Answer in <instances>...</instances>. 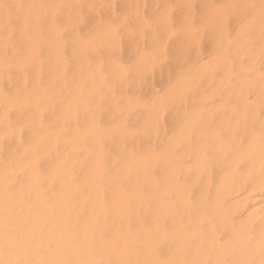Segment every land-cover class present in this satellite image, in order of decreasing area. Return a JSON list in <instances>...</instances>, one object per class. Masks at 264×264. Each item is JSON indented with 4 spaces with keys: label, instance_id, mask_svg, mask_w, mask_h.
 Returning a JSON list of instances; mask_svg holds the SVG:
<instances>
[{
    "label": "rangeland",
    "instance_id": "1",
    "mask_svg": "<svg viewBox=\"0 0 264 264\" xmlns=\"http://www.w3.org/2000/svg\"><path fill=\"white\" fill-rule=\"evenodd\" d=\"M95 2L105 3L106 0ZM181 2L126 0L117 11L120 17H144L151 25L153 19L171 22L177 14L173 6ZM191 2L195 5L192 11L197 22L203 24L212 3L228 0ZM252 2L259 4V0ZM66 3L67 0H0V130L4 131V135L0 131V187H3L0 189L9 195L19 189L23 198L14 208L19 207V211L25 213L22 217L16 209L10 214L12 219L22 217L25 227L31 223L37 225L36 228L50 225L52 233L56 231L57 234H78L84 228V232L92 237L91 249L96 254L99 250L109 253L111 249L115 253L113 247L118 241L117 235L121 237L125 232L126 251L132 253L124 257L121 264H152L159 259L169 260L171 264H253L256 257L251 258L240 249L239 237L243 233L247 237L253 236L246 225V211L229 210L233 208L229 200L235 201L250 179L264 173V50L260 46L264 22L259 13L251 27L245 29L246 34L238 38L240 22L233 21V39L225 35L217 38L210 21L198 33L190 29L181 36L153 25L148 34L138 38L128 34L122 36L118 52L113 51L105 58L95 47L75 46L67 23L71 9ZM141 3L147 7H133ZM87 32V28L82 30V34ZM96 39L106 38L97 36ZM161 48L169 57L185 53L184 70L173 67L158 71L151 84L143 87L129 83L125 69ZM169 88L177 90V100L183 97L186 101L191 99L192 103L186 107L184 122L175 131L165 133L168 144L153 142L160 149L159 154L147 152L141 143L142 139L146 140L141 132L146 119L136 106L137 100L141 96L157 97ZM258 92H261L259 96ZM254 96L257 99H253ZM254 100H259L257 105ZM66 110L70 112L66 114ZM164 148L168 150L164 151ZM243 154H247V159ZM239 158L242 161L237 164ZM249 164L250 168L252 164L258 166L254 165L251 176H248L251 169H246ZM65 166L68 167L65 169ZM60 167L62 171L58 169V172L56 168ZM240 169L243 170L240 172ZM237 177L241 185L237 183ZM245 179L247 182H243ZM220 182L223 185L217 187ZM235 183L237 187L235 185L233 189ZM220 187L226 192L231 188V192L226 193L223 189V193ZM243 222L246 223L243 225ZM210 226L214 228L210 229ZM64 228L66 231H61ZM41 233L43 231L36 230L34 234ZM171 234H174L172 238ZM229 235L233 240L228 238ZM161 248L165 249L163 256L160 255ZM174 248L177 249L176 256ZM113 253L101 257L98 254V260L90 264H119V256ZM146 254L149 258H144Z\"/></svg>",
    "mask_w": 264,
    "mask_h": 264
},
{
    "label": "snow or ice",
    "instance_id": "2",
    "mask_svg": "<svg viewBox=\"0 0 264 264\" xmlns=\"http://www.w3.org/2000/svg\"><path fill=\"white\" fill-rule=\"evenodd\" d=\"M123 2L126 0H106L105 3H97L95 0H67L66 7L71 9L67 23L75 46L77 48L95 47L100 50L102 56L107 58L112 55L113 51L118 52L122 36L128 34L138 38L142 34H148L153 25H158L166 31L181 36L190 29H194L198 33L210 21L217 38L220 35H225L228 39H233L231 33L233 21L240 22L239 31L236 33L237 38L246 34L245 29L251 27L257 12L264 22V0H259L258 5L252 0L214 2L209 7L203 24L197 22L195 13L192 11L195 5L191 0H182L180 4L173 6V10L177 14L171 22L166 19H153L151 25L145 22L144 17L136 18L127 15L120 17L117 9ZM133 7L146 8L147 4L141 3L133 5ZM85 28L88 29V32L82 34V30ZM97 36H104L106 39L98 41ZM260 46L264 50V37L261 39ZM164 53V48L153 51L125 69L129 83L143 87L146 84H151L152 78L158 71L162 72L166 68L170 70L173 67L180 71L184 70L185 53L174 57H169ZM116 58L118 59V56ZM176 96L177 90L169 88L167 92H163L157 97L145 98L141 96L137 100L136 106L142 110V116L146 119V125L141 130L142 137H146V140H141L145 151L159 154L160 149L153 142L163 141L167 145L168 137L165 133L169 130L175 131V128L184 122L186 107L192 101L191 99L186 101L183 97L177 100ZM167 150L168 148H164V151ZM261 184H264V173L261 175ZM247 225L253 236L259 239L260 260L255 264H264V213H261L259 220L249 215ZM228 238L231 239V236L229 235ZM160 255H165L163 249ZM153 264H171V261L160 259Z\"/></svg>",
    "mask_w": 264,
    "mask_h": 264
},
{
    "label": "bare ground",
    "instance_id": "3",
    "mask_svg": "<svg viewBox=\"0 0 264 264\" xmlns=\"http://www.w3.org/2000/svg\"><path fill=\"white\" fill-rule=\"evenodd\" d=\"M27 1V0H26ZM33 1V0H32ZM11 2V1H10ZM31 2V1H30ZM62 2V1H61ZM2 3V2H1ZM7 3V2H6ZM59 3V2H58ZM12 4V3H11ZM16 4V3H15ZM26 4V3H25ZM29 4V3H28ZM4 5V4H3ZM51 6V5H50ZM53 6V5H52ZM59 6V5H58ZM9 7V6H8ZM17 7V6H16ZM55 7V6H54ZM26 8V7H25ZM34 9V8H33ZM33 9H31V10H33ZM55 9V8H54ZM53 9V10H54ZM27 10V9H26ZM51 11V10H50ZM8 12V11H7ZM30 12H32V11H30ZM14 13V12H13ZM46 15V14H45ZM40 16V15H39ZM3 17V16H2ZM29 18V17H28ZM37 18V17H36ZM29 24V23H28ZM23 26V25H22ZM21 27V26H20ZM11 28V27H10ZM47 28V27H46ZM53 28V27H52ZM17 30V29H16ZM22 31V30H21ZM7 32H9V30L7 31ZM9 34L7 33V36H8ZM20 35V34H19ZM5 37V36H4ZM59 40V39H58ZM6 43V42H5ZM1 44V43H0ZM1 46V45H0ZM4 48V47H3ZM23 57V56H22ZM254 59V58H253ZM22 60V59H21ZM26 61V60H25ZM255 61V60H254ZM2 62V61H1ZM22 62V61H21ZM75 67V66H74ZM249 67V66H248ZM243 68H245V67H243ZM246 71V70H245ZM262 72V71H261ZM248 73V72H247ZM259 73V72H258ZM33 74V73H32ZM5 75V74H4ZM56 75V74H55ZM0 76H2V74L0 75ZM6 76V75H5ZM5 76H3V77H5ZM255 77V76H254ZM257 79H258V77H256ZM53 79V78H52ZM255 79V78H254ZM244 80V79H243ZM54 81V80H53ZM247 81V80H246ZM252 81V80H251ZM243 82V81H242ZM253 82V81H252ZM255 83H256V80L254 81ZM246 83V82H245ZM262 83V82H261ZM250 84V83H249ZM245 86H247V85H245ZM251 86V85H250ZM75 87V86H74ZM78 87V86H77ZM253 87V86H252ZM243 89H245V88H243ZM247 89V88H246ZM250 89V88H249ZM261 89H262V87H261ZM80 90H81V88H80ZM243 91V90H242ZM259 93V94H258ZM257 94H258V96L261 94V92H258ZM48 96V95H47ZM243 96V95H242ZM242 96H241V98H242ZM262 97H264L263 95H262ZM17 99V98H16ZM46 99V98H45ZM74 99H76V98H74ZM253 99H257V97H253ZM253 99H251L252 100V102H253ZM13 100V99H12ZM25 100V99H24ZM259 100H262L261 98L259 99ZM259 100H254L255 101V104L257 105V103L259 102ZM18 101H20V99L18 100ZM72 101H73V99H72ZM257 101V102H256ZM1 102V101H0ZM12 102V101H11ZM21 102H23V101H21ZM28 102V101H27ZM263 102V101H262ZM8 103V102H7ZM14 103V102H13ZM16 104H17V102H15ZM83 103V102H82ZM242 103H243V101H242ZM254 103V102H253ZM252 103V104H253ZM4 105V104H3ZM13 105V104H12ZM248 105V104H247ZM254 105V104H253ZM253 105H251V106H253ZM261 105V104H260ZM11 106V105H10ZM9 106V107H10ZM82 107H84L83 105H81ZM241 106V105H240ZM15 107H16V105H15ZM80 107V106H79ZM248 107V106H247ZM255 107V105L253 106V108ZM17 108V107H16ZM7 109V108H6ZM82 109V108H81ZM84 109V108H83ZM2 110V109H1ZM80 110V109H79ZM251 110V109H250ZM61 111L63 112V109H61ZM67 111V110H66ZM65 112V111H64ZM68 112H70V111H67L66 112V114H68ZM39 113V112H38ZM62 113H60V115H61ZM65 114V113H64ZM71 114V113H70ZM81 114V113H80ZM39 115V114H38ZM59 115V116H60ZM85 115V114H84ZM64 116V115H63ZM67 116V115H66ZM70 116H72V115H70ZM74 116V115H73ZM81 116H82V114H81ZM62 117V116H61ZM35 118V117H34ZM33 118V119H34ZM59 118V117H58ZM248 118V117H247ZM246 118V119H247ZM252 118V117H251ZM71 119V118H70ZM250 119V118H249ZM29 120V119H28ZM38 120H39V118H38ZM63 120V119H62ZM61 120V121H62ZM67 120V119H66ZM70 121V120H69ZM239 121H241V120H239ZM59 122V121H58ZM264 122V121H263ZM25 123V122H24ZM29 123V122H28ZM243 123V122H242ZM241 123V124H242ZM252 123V122H251ZM255 123V122H254ZM240 124V123H239ZM21 125H23V124H21ZM24 126V125H23ZM4 127H5V125H4ZM7 127H9V126H7ZM15 127V126H14ZM16 127H17V124H16ZM70 127V126H69ZM236 127V126H235ZM245 127V126H244ZM12 128V127H11ZM20 128V127H19ZM58 128V127H57ZM60 129H61V127H59ZM58 128V129H59ZM95 128V127H94ZM187 128V127H186ZM188 129V128H187ZM190 129V128H189ZM234 129V128H233ZM244 129V128H243ZM6 130H8V133L7 134H9V129L7 128ZM13 130V129H12ZM16 130V129H15ZM85 130V129H84ZM87 130V129H86ZM98 130V129H97ZM2 133L1 134H3V132L4 131H2V129L0 130ZM70 131V130H69ZM103 131V130H102ZM105 131V130H104ZM191 131V130H190ZM99 132V131H98ZM179 132H180V130H179ZM189 132V131H188ZM233 132V131H232ZM264 132V131H263ZM16 133V132H15ZM57 133V132H56ZM178 133V132H177ZM183 133H185V131L183 132ZM183 133H181V134H183ZM187 133V132H186ZM185 133V134H186ZM81 134V132L79 133V135ZM98 134V133H97ZM180 133H179V135H181ZM188 134V133H187ZM186 134V136H188ZM4 135V134H3ZM102 135V134H101ZM178 135V136H179ZM57 136V135H56ZM99 136H100V134H99ZM173 136V135H172ZM177 136V137H178ZM1 137V136H0ZM5 137H6V135H5ZM54 137V136H53ZM52 137V138H53ZM185 137V136H184ZM183 137V138H184ZM245 137V136H244ZM264 137V136H263ZM171 138V140H173L172 139V137H170ZM169 138V139H170ZM176 137L174 136V139H175ZM182 138V136H180V138L179 139H181ZM78 139V138H77ZM89 139V138H88ZM106 139V138H105ZM178 139V140H179ZM263 139V138H262ZM177 140V141H178ZM99 141V140H98ZM111 141V140H110ZM175 141V140H174ZM180 141V140H179ZM178 141V142H179ZM74 142V141H73ZM181 142V141H180ZM36 143V142H35ZM71 144V143H70ZM219 144V143H218ZM252 144V142L250 143V145ZM27 146V145H26ZM52 146V145H51ZM221 146V145H220ZM33 147H35V146H33ZM64 147V146H63ZM72 147V146H71ZM207 147V146H206ZM205 147V148H206ZM247 147H248V145H247ZM91 148V147H90ZM172 148V147H171ZM251 148V147H250ZM263 148H264V146H263ZM51 149V148H50ZM53 149V148H52ZM70 149V148H69ZM78 149V148H77ZM217 149H219V148H217ZM252 149V148H251ZM251 149H249V150H251ZM46 150V149H45ZM44 150V151H45ZM73 150V149H72ZM230 150V149H229ZM43 151V152H44ZM84 151V150H83ZM92 151V150H91ZM216 151V150H215ZM227 151V150H226ZM237 151V150H236ZM248 151V150H247ZM67 152V151H66ZM97 152H98V150H97ZM169 152H170V150H169ZM235 152V151H234ZM245 152H246V150L244 149V151H243V153L245 154ZM46 153H47V151H46ZM88 153H90V152H88ZM217 153V152H216ZM218 153H219V150H218ZM228 153V152H227ZM248 154H249V152H247ZM251 153V152H250ZM44 154V153H43ZM52 154V153H51ZM221 154V153H220ZM243 154V155H244ZM63 155V154H62ZM218 155V154H217ZM242 155V154H241ZM240 155V156H241ZM256 155V154H255ZM33 156V155H32ZM224 156V155H223ZM245 156V155H244ZM244 156H243V158L242 159H247V154H246V156H245V158H244ZM39 157V156H38ZM52 157V156H51ZM91 157V156H90ZM89 157V158H90ZM153 157V156H152ZM236 157V156H235ZM31 158V157H30ZM35 158V157H34ZM33 158V159H34ZM154 159H155V157H153ZM153 158H151L150 160L152 161L153 160ZM159 158V157H158ZM215 158H218L217 156H215ZM257 158V157H256ZM76 159V158H75ZM78 159V158H77ZM129 159H130V157H129ZM162 159H163V157H162ZM232 159H234V158H232ZM35 160V159H34ZM58 160V159H57ZM69 160H71V159H69ZM73 160V159H72ZM71 160V161H72ZM158 160V159H157ZM26 161V160H25ZM33 161V160H32ZM32 161H30V162H32ZM96 161V160H95ZM147 161V160H146ZM242 160H240V158H239V160H237V164L238 163H240ZM201 162H202V160H201ZM221 162V161H220ZM228 162V161H227ZM235 162V161H234ZM10 163V162H9ZM29 163V162H28ZM71 163V162H70ZM70 163L68 164V166L70 165ZM142 163V162H141ZM144 163H146V162H144ZM150 163V162H149ZM152 163V162H151ZM248 163H250V162H248ZM64 164H65V162H64ZM196 164V163H195ZM232 164H235V163H232ZM231 164V165H232ZM263 164H264V162H263ZM16 165H17V163H16ZM16 165H14V168L13 169H15V167H16ZM24 165V164H23ZM126 165V164H125ZM141 165H143V164H141ZM243 165V164H242ZM253 165V166H252ZM251 166V168H250V164L248 165L249 167L247 168L246 167V169H247V171H248V169H251V170H249L248 171V176H251V174H253V171H252V168H254V165H255V167H258L257 165H260V163H257V165L256 164H252ZM262 165V164H261ZM10 166H11V164H10ZM13 166V165H12ZM68 166H65L64 168L66 169V167H68ZM128 166H129V164H128ZM149 166V165H148ZM190 166H191V164H190ZM195 166V165H194ZM227 166H229V165H227ZM226 166V167H227ZM21 166H19V168H20ZM58 167V166H57ZM141 167H143V166H141ZM145 167V166H144ZM176 167H178V166H176ZM186 167H187V165H186ZM186 167H184V168H186ZM189 167V166H188ZM197 167V166H196ZM225 167V170L228 168H226ZM9 168V167H8ZM53 168V167H52ZM64 168H62L64 171H65V169ZM200 168V167H199ZM216 168V167H215ZM33 169V168H32ZM57 169V171H58V169H60L61 170V167L60 168H56ZM56 169H55V171H56ZM124 169V168H123ZM129 169V168H128ZM175 170L177 169V168H174ZM187 169V168H186ZM246 169L244 170V173L246 172ZM259 169V168H258ZM9 170V169H8ZM118 170V169H117ZM185 170V169H184ZM190 170V169H189ZM198 170V169H197ZM207 170H208V168H207ZM213 170H214V168H213ZM243 169H240L239 171L241 172ZM257 170V169H256ZM10 171H11V169H10ZM56 171V172H57ZM62 171V170H61ZM68 171V170H67ZM125 171V170H124ZM123 171V172H124ZM215 171V170H214ZM250 171H252V173L250 172ZM9 172V171H8ZM15 172H17L16 170H15ZM59 172V171H58ZM157 172V171H156ZM216 172V171H215ZM227 172V171H226ZM230 172V171H229ZM233 172H235V171H232V173ZM250 172V173H249ZM262 172H264V170L262 171ZM28 173V172H27ZM26 173V174H27ZM62 173V172H61ZM68 173H69V171H68ZM91 173H93V172H91ZM96 173V172H95ZM171 173V172H170ZM174 173V172H173ZM172 173V174H173ZM178 173V172H177ZM193 173V172H192ZM228 173V172H227ZM30 174V173H29ZM142 174V173H141ZM195 174H197V175H195ZM195 174H193V176L195 175V176H198V172H195ZM200 174V173H199ZM7 175V174H6ZM15 175V174H14ZM65 175H67V174H65ZM98 175V174H97ZM97 175H96V177H97ZM119 175V174H118ZM170 175V174H169ZM185 175V174H184ZM230 175V174H229ZM254 175V174H253ZM252 175V176H253ZM262 175V174H261ZM261 175H259V174H257L255 177H253L252 179H250V181H249V183L248 184H246V185H248L247 187H246V189L242 192V193H239V195H238V197L235 199V203H232L229 199V202L231 203V204H235L234 206L233 205H231V204H229V206L231 205L233 208L232 209H229V210H233L234 208L236 209V210H245L246 211V216H245V218H246V222H247V219H248V216L249 215H252L256 220H259L260 219V216H261V213H264V184H261ZM0 176H1V174H0ZM91 176V175H90ZM123 176V175H122ZM178 176V175H177ZM194 176V177H195ZM210 176V175H209ZM228 177V175L226 174L225 175V177ZM12 177V176H11ZM36 177V176H35ZM48 177H50V175L48 176ZM47 177V178H48ZM53 177V176H52ZM51 177V178H52ZM88 177V176H87ZM94 177V176H93ZM50 178V179H51ZM68 178V177H67ZM98 178V177H97ZM170 178V177H169ZM232 177H230V179H231ZM240 178H242V179H244L245 177H240ZM100 179V178H99ZM116 179V178H115ZM195 179H196V177H195ZM234 179V178H233ZM241 179V180H242ZM7 180V179H6ZM55 180H57V179H55ZM67 180V179H66ZM91 180H93V179H91ZM194 180V179H193ZM197 180V179H196ZM228 180H229V178H228ZM228 180L227 181H225L226 183L228 182ZM237 183L240 181L239 180V177H237ZM2 181V180H1ZM1 181H0V183H1ZM27 181H29V180H27ZM47 181H48V179H47ZM85 181H87L86 179H85ZM138 181H140V180H138ZM208 181V180H207ZM207 181H206V183H207ZM221 181L223 182V179H221ZM230 181V180H229ZM244 181H246L247 182V180L245 179V180H243V182ZM8 182V181H7ZM6 182V183H7ZM36 182V181H35ZM58 182H60L61 183V181H58ZM135 182V181H134ZM209 182H210V180H209ZM222 182H220L219 183V185H217V187L218 186H220V185H223V183ZM31 183V182H30ZM84 183V182H83ZM140 184H141V182H139ZM196 183V182H195ZM205 183V184H206ZM222 183V184H221ZM4 184V183H3ZM27 184V183H26ZM37 184H38V182H37ZM47 184V183H46ZM62 184V183H61ZM67 184V183H66ZM95 184V183H94ZM208 184V183H207ZM239 184L241 185V183L239 182ZM29 185V184H28ZM64 185V184H63ZM68 185V184H67ZM66 185V186H67ZM92 185H93V183H92ZM235 185H236V183L234 184V186L233 185H231V188H232V186H233V189L234 188H236L237 187V185H236V187H235ZM242 185H243V183H242ZM245 185V184H244ZM30 186V185H29ZM32 186H34V185H32ZM48 186V185H47ZM46 186V187H47ZM65 186V185H64ZM135 186V185H134ZM195 186V185H194ZM226 186H228V185H226ZM4 187H5V185H4ZM49 187V186H48ZM61 187V186H60ZM221 187H223V186H221ZM220 187V189H222V190H220V191H223V189L224 188H221ZM224 187H225V183H224ZM1 189L3 188V187H0ZM226 188V187H225ZM229 188V187H228ZM230 188V189H231ZM241 188V187H240ZM0 189V264H90L91 262H94V260L96 259V260H98V258L99 257H101L102 256V254H106V256H107V254L109 255L110 253H111V255H112V253H113V249H111V252H102V250H99L98 251V253L96 254V252H94V251H92V249H91V238L92 237H90V235L89 234H86L85 232H84V228H81V230H79V233L78 234H66V233H62V232H59L60 230H59V228H57V230H59L58 232V234L56 233V231H55V233H52V229H51V226L50 225H47V226H45V225H43V226H39L38 228H36L37 227V225L35 226V225H33L32 223L31 224H29V225H27L26 224V227H25V222H24V220H23V214H25V213H23V212H21V211H19L20 210V208L19 207H16V209L14 208L16 205H18V203H20L21 201H22V198L23 197H21V194H20V191H15L14 193H12V194H7V193H5L3 190H1ZM22 189H24V188H22ZM39 189V188H38ZM64 189V188H63ZM216 190H218V188H215ZM227 189V188H226ZM229 189V190H230ZM33 190H35V189H33ZM94 190V189H93ZM96 190V189H95ZM228 190V191H229ZM243 190V189H242ZM26 191H29V188H28V190L26 189ZM38 191V190H37ZM40 191V190H39ZM90 191V190H89ZM97 191V190H96ZM95 191V192H96ZM224 191H225V189H224ZM224 191H223V193H224ZM227 191V192H228ZM233 191V190H232ZM22 192H24V190L22 191ZM202 192V191H201ZM226 192V191H225ZM226 192V193H227ZM231 191H229V193H230ZM238 192V191H237ZM120 193V192H119ZM214 193V192H213ZM213 193H212V195H213ZM217 193H219V191L217 192ZM234 193V192H233ZM29 194V193H28ZM93 194H95V193H93ZM221 194V193H220ZM220 194H218V195H220ZM26 195V194H25ZM59 195V194H58ZM141 195V194H140ZM217 195V196H218ZM223 195V194H222ZM228 195H231V194H228ZM227 195V196H228ZM61 196V195H60ZM101 196V195H100ZM149 196V195H148ZM216 196V195H215ZM8 197V198H7ZM32 197H33V195H32ZM31 197V198H32ZM41 197V196H40ZM43 197V196H42ZM133 197V196H132ZM213 197V196H212ZM34 199H35V196L33 197ZM96 198V197H95ZM125 197H123V199H124ZM216 198V197H215ZM221 198V197H220ZM227 198V197H226ZM231 198V197H230ZM5 199H7L9 202H6L5 201ZM87 199V198H86ZM222 199V198H221ZM233 199V198H232ZM58 200V199H57ZM120 200V199H119ZM136 200V199H135ZM134 200V201H135ZM182 200V199H181ZM218 200H219V197H218ZM32 201H34V200H32ZM60 201H61V199H60ZM99 201V200H98ZM137 201V200H136ZM176 201H177V199H176ZM59 201H57V203H58ZM85 202V201H84ZM174 202V201H173ZM197 202H200V200L199 201H197ZM220 202V200L218 201V203ZM184 203V202H183ZM207 203H209V202H207ZM59 204V203H58ZM61 204V203H60ZM80 204V203H79ZM98 204V203H97ZM196 204V203H195ZM203 204V203H202ZM21 205V204H20ZM96 205V204H95ZM108 205V204H107ZM122 205V204H121ZM139 205V204H138ZM162 205V204H161ZM161 205H160V207H161ZM199 205V204H198ZM122 206H124V205H122ZM121 206V207H122ZM131 206H133V205H131ZM177 206H179V204L177 205ZM196 206V205H195ZM213 206H215V205H213ZM216 206H218V205H216ZM228 206V207H229ZM230 206V207H231ZM117 207V206H116ZM166 207V206H165ZM165 207H163V208H165ZM182 207V209H184L183 208V206H181ZM180 207V208H181ZM227 207V206H226ZM24 208V207H23ZM59 208V207H58ZM88 208V207H87ZM118 208H119V206H118ZM135 209H136V207H134ZM214 208V210L216 209L215 207H213ZM29 209V208H28ZM95 209H97V208H95ZM110 209V208H109ZM120 209V208H119ZM130 209V208H129ZM128 209V210H129ZM166 209V208H165ZM165 209H163L164 210V212H165ZM14 210H16L17 212H21V214H22V217L20 218V219H12V217L10 216V214L14 211ZM61 210H62V208H61ZM70 210V209H69ZM124 210V209H123ZM122 210V211H123ZM142 210H143V208H142ZM172 210V209H171ZM235 210V212H237ZM41 211V210H40ZM56 211V210H55ZM63 211V210H62ZM110 211V210H109ZM112 211H113V209H112ZM120 211H121V209H120ZM125 211V210H124ZM130 211V210H129ZM157 211V210H156ZM174 211V210H173ZM114 212V211H113ZM112 212V213H113ZM117 212H119V210L117 211ZM126 212V211H125ZM134 212V211H133ZM132 212V213H133ZM159 213H160V211H158ZM162 212V211H161ZM163 212V213H164ZM168 212V211H167ZM180 212V211H179ZM191 212V211H190ZM233 212H234V210H233ZM39 213V212H38ZM40 213H42V212H40ZM122 213H124V212H122ZM129 213V212H128ZM149 213V212H148ZM222 213H224V212H222ZM227 213V212H226ZM238 213V212H237ZM66 214V213H65ZM89 214V213H88ZM91 214V213H90ZM106 214V213H105ZM117 214V213H116ZM119 214H121L120 212H119ZM130 214H131V211H130ZM166 214V213H165ZM200 214H201V212H200ZM207 214V213H206ZM229 214V213H228ZM230 214H232V213H230ZM238 214H243V213H238ZM245 214V213H244ZM96 215V214H95ZM110 215H112V214H110ZM109 215V216H110ZM118 215V214H117ZM158 215H160V214H158ZM163 215V214H162ZM21 216V215H20ZM31 216V215H30ZM34 216V215H33ZM36 216V215H35ZM87 216H89V215H87ZM215 216V215H214ZM40 216L38 215V218H39ZM93 217V216H92ZM108 217V216H107ZM111 217V216H110ZM132 217V216H131ZM134 217H135V214H134ZM157 217V216H156ZM192 217H194V216H192ZM240 217V216H239ZM99 218H101V217H99ZM127 218V217H126ZM125 218V219H126ZM149 218V217H148ZM89 219V218H88ZM94 219H95V217H94ZM93 219V220H94ZM98 219V218H97ZM117 219V218H116ZM122 219V218H121ZM120 219V220H121ZM133 219V218H132ZM136 219H138V218H136ZM124 220V219H123ZM152 220V219H151ZM151 220H149V221H151ZM157 220V219H156ZM163 220V219H162ZM193 220V219H192ZM42 221H43V219H42ZM41 221V222H42ZM85 221V220H84ZM92 221V220H91ZM185 221V220H184ZM194 221V220H193ZM53 222V221H52ZM51 222V223H52ZM113 222H115V221H113ZM157 223H158V221H156ZM170 222H171V220H170ZM192 222V221H191ZM246 222H243V225H244V223H246ZM26 223H27V221H26ZM43 223V222H42ZM58 223V222H57ZM90 223V222H89ZM91 223H93V222H91ZM118 223H119V221H118ZM152 223V222H151ZM55 223L53 222V225H54ZM95 224V223H94ZM93 224V225H94ZM172 224H173V222H172ZM215 224H216V222H215ZM90 225V224H89ZM88 225V226H89ZM96 225V224H95ZM170 225H171V223H170ZM207 225V224H206ZM235 225H237L238 226V224L236 223ZM246 225H247V223H246ZM245 225V226H246ZM33 226V227H32ZM62 226H63V222H62ZM103 226V225H102ZM115 226H116V224H115ZM148 226V225H147ZM202 226H204L203 224H202ZM237 226L235 227V228H237ZM241 226V225H240ZM56 227V226H55ZM86 227V226H85ZM90 227V226H89ZM100 227V226H99ZM171 227V226H170ZM211 228L210 229H212V227L213 226H210ZM232 227H233V225H232ZM203 228V227H202ZM214 228V227H213ZM240 228V227H239ZM155 229V228H154ZM205 229V228H204ZM221 229V228H220ZM242 229V228H241ZM36 230H39V232H42L43 231V233H41V234H34L35 232H36ZM97 230V229H96ZM106 230V229H105ZM112 230V229H111ZM141 230H143V229H141ZM207 230V229H206ZM236 230V229H235ZM50 231H51V233H50ZM61 231H66L65 230V228H64V230L63 229H61ZM153 231V230H152ZM159 231V230H158ZM190 231V230H189ZM227 231V229H225V232ZM249 231V230H248ZM30 232H31V234H30ZM105 232V231H104ZM210 232V231H209ZM106 233V232H105ZM109 233V232H108ZM147 233V232H146ZM158 233H162V231H160V232H158ZM166 233V232H165ZM204 233H206L205 231H204ZM113 234V233H112ZM118 234V233H117ZM123 234V236H121L120 237V235H117V239H118V241H117V243L115 244V246L113 247L114 249H115V253H113V254H115V255H118L119 257L117 258L116 256H115V258H117V260H119L118 262H119V264H121L120 262H122V259L124 258V257H126V256H128V255H130L132 252H130V253H128L127 251V242H125V239H126V237H127V234L125 233V232H123L122 233ZM185 234V233H184ZM229 234V233H228ZM125 235V236H124ZM156 235V234H155ZM174 235V234H173ZM173 235L171 234V238L173 237ZM177 235H179V234H177ZM177 235H175V236H177ZM182 235H183V233H182ZM209 235V234H208ZM223 235V234H222ZM221 235V236H222ZM241 235V234H240ZM98 236V235H97ZM114 236V235H113ZM135 236V235H134ZM160 236V235H159ZM181 236V235H180ZM224 236H226V234L224 235ZM112 238H114V237H112ZM155 238V237H154ZM163 238V237H162ZM168 238H169V236H168ZM190 238V237H189ZM219 238H220V236H219ZM129 239V238H128ZM161 241H162V239L161 238H159ZM164 239V238H163ZM154 240V239H153ZM153 240H151V241H153ZM165 240H166V238H165ZM187 240V239H186ZM231 240H233V239H231ZM239 240H240V242H241V244H240V249H241V251L243 252V254H250V257L252 258V257H256V259H254L255 261H254V263L253 264H255V262H258L259 260H260V247H259V239H258V237H254V236H252V237H247L246 235H245V233H243L242 235H241V237H239ZM238 240V241H239ZM128 241V240H127ZM145 241V240H144ZM159 241V240H158ZM193 241V240H192ZM212 241V240H211ZM219 241H220V239H219ZM236 241V240H235ZM146 242V241H145ZM148 242V241H147ZM203 242V241H202ZM101 243V242H100ZM99 243V244H100ZM152 243V242H151ZM155 243V242H154ZM158 243V242H157ZM165 243H167V242H165ZM197 243V242H196ZM224 243V242H223ZM222 243V244H223ZM228 243V242H227ZM227 243H225L226 245H227ZM230 243H231V241H230ZM111 244H112V242H111ZM156 244V243H155ZM162 244V243H161ZM168 244V243H167ZM209 244V243H208ZM214 244H216V243H214ZM229 244V243H228ZM232 244V243H231ZM101 245V244H100ZM150 245V244H149ZM156 245H158V244H156ZM136 246H137V244H136ZM145 246H146V244H145ZM151 246V248L153 249V247H152V245H150ZM163 246V245H162ZM176 246V245H175ZM181 246V245H180ZM188 246V245H187ZM149 247V246H148ZM159 247V246H158ZM170 247V246H169ZM178 247H179V245H177V249H178ZM145 248V247H144ZM160 248V247H159ZM165 248V247H164ZM227 248V247H226ZM162 249V248H161ZM167 249V248H166ZM177 249L176 248H174V250L173 251H175V256L177 255ZM230 248H228L227 250H229ZM107 250V249H106ZM110 250V249H109ZM127 250V251H126ZM219 250V249H218ZM224 250V249H223ZM155 251V250H154ZM164 251H165V249H164ZM191 251V250H190ZM207 251H209V250H207ZM168 252V251H167ZM206 252V251H205ZM226 252V251H225ZM98 254H99V257H98ZM243 254H242V256H243ZM105 256V255H104ZM103 256V257H104ZM140 256V255H139ZM145 256V255H144ZM191 256V255H190ZM235 256V255H234ZM102 257V258H103ZM114 257V256H113ZM187 257V256H186ZM193 257V256H192ZM240 257V256H239ZM107 258V257H106ZM105 258V259H106ZM141 258V257H140ZM144 258H149L148 256H147V254H146V257H144ZM151 258V257H150ZM248 258V257H247ZM246 258V259H247ZM104 259V258H103ZM113 259V258H112ZM180 259V258H179ZM187 259V258H186ZM196 259V258H195ZM237 259H238V257H237ZM141 260V259H140ZM160 260V259H159ZM182 260H183V258H182ZM188 260V259H187ZM133 260H131V262H132ZM142 261H145V260H142ZM178 261V260H177ZM176 261V262H177ZM189 261H190V259H189ZM253 261V260H252ZM96 262V261H95ZM208 262V261H207ZM210 262V261H209ZM208 262V263H209ZM212 262V261H211ZM148 263V262H147ZM172 263V262H171ZM241 263V262H240ZM245 263V262H244ZM124 264V263H123ZM153 264V263H152ZM202 264V263H201ZM233 264V263H232Z\"/></svg>",
    "mask_w": 264,
    "mask_h": 264
}]
</instances>
